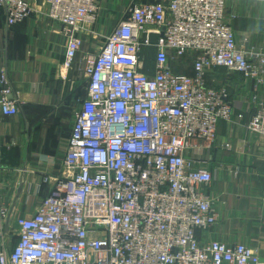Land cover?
<instances>
[{
    "label": "built area",
    "instance_id": "1",
    "mask_svg": "<svg viewBox=\"0 0 264 264\" xmlns=\"http://www.w3.org/2000/svg\"><path fill=\"white\" fill-rule=\"evenodd\" d=\"M46 4L67 39L58 70L66 81L98 0ZM225 4L132 2L98 50L82 55L86 95L59 175L31 217L0 203V264H262L254 248L198 235L218 222L205 162L219 122L233 116L226 90L209 87L207 73L224 68L264 84V48L235 41ZM0 10L7 27L32 11L24 0H0ZM145 49L155 50L152 73ZM186 57L191 75L172 69ZM250 104L245 128L264 139V89ZM17 113L1 68L0 114Z\"/></svg>",
    "mask_w": 264,
    "mask_h": 264
},
{
    "label": "crops",
    "instance_id": "2",
    "mask_svg": "<svg viewBox=\"0 0 264 264\" xmlns=\"http://www.w3.org/2000/svg\"><path fill=\"white\" fill-rule=\"evenodd\" d=\"M24 1L32 11L11 27L0 10V69L7 72L18 108L16 116L0 114V203L31 217L59 175L75 114L86 95L82 55L98 50L132 2L156 0H98L94 21L83 26L81 48L66 81L58 75L66 55L63 27L46 18V0ZM225 11L237 43L264 48V3L226 0ZM143 55L145 70L152 73L155 50L145 49ZM190 57L172 69L191 75ZM206 80L209 87L226 90L233 116L230 122H219L205 162L218 222L198 235L254 248L264 264V139L245 128L254 113L250 99L264 84L224 68L210 70Z\"/></svg>",
    "mask_w": 264,
    "mask_h": 264
},
{
    "label": "trees",
    "instance_id": "3",
    "mask_svg": "<svg viewBox=\"0 0 264 264\" xmlns=\"http://www.w3.org/2000/svg\"><path fill=\"white\" fill-rule=\"evenodd\" d=\"M145 54L147 55V56H152V52H150V51H147V52H145Z\"/></svg>",
    "mask_w": 264,
    "mask_h": 264
}]
</instances>
